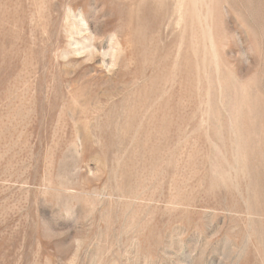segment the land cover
I'll use <instances>...</instances> for the list:
<instances>
[{
	"label": "rangeland",
	"instance_id": "374dc122",
	"mask_svg": "<svg viewBox=\"0 0 264 264\" xmlns=\"http://www.w3.org/2000/svg\"><path fill=\"white\" fill-rule=\"evenodd\" d=\"M0 264H264V0H0Z\"/></svg>",
	"mask_w": 264,
	"mask_h": 264
}]
</instances>
